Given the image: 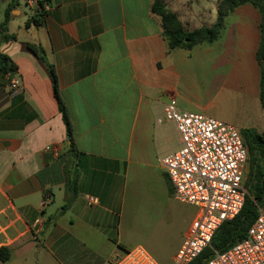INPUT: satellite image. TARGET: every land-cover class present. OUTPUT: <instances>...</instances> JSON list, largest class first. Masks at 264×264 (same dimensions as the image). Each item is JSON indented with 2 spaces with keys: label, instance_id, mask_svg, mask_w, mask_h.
Wrapping results in <instances>:
<instances>
[{
  "label": "crops",
  "instance_id": "crops-1",
  "mask_svg": "<svg viewBox=\"0 0 264 264\" xmlns=\"http://www.w3.org/2000/svg\"><path fill=\"white\" fill-rule=\"evenodd\" d=\"M152 1L47 0L35 24L38 4L0 0V24L10 8L0 52L16 66L0 84V247L9 250L1 264H27L32 256L35 264H108L122 254L120 218L143 180L158 183L161 171L172 193L160 158L180 138L164 118L165 104H194L196 111H186L213 117L196 76L240 98L248 107L244 119L259 111L257 8L236 7L210 42L169 49ZM164 3L189 30L215 21H193L192 0ZM29 46L42 49L44 59ZM11 78L20 91L10 90Z\"/></svg>",
  "mask_w": 264,
  "mask_h": 264
},
{
  "label": "built area",
  "instance_id": "built-area-1",
  "mask_svg": "<svg viewBox=\"0 0 264 264\" xmlns=\"http://www.w3.org/2000/svg\"><path fill=\"white\" fill-rule=\"evenodd\" d=\"M8 86L13 92L21 90L13 78ZM164 118L175 124L180 138V146L160 158L172 196L197 207L173 256L174 264H187L210 245L221 223L241 210L247 194L243 173L248 151L241 133L229 122L180 110L171 101L165 104ZM86 199L88 204L97 202L93 196ZM108 264L159 263L145 248L135 246L113 256ZM206 264H264V208H259L243 239L222 251L214 250Z\"/></svg>",
  "mask_w": 264,
  "mask_h": 264
},
{
  "label": "trees",
  "instance_id": "trees-1",
  "mask_svg": "<svg viewBox=\"0 0 264 264\" xmlns=\"http://www.w3.org/2000/svg\"><path fill=\"white\" fill-rule=\"evenodd\" d=\"M18 0H12L16 2ZM47 0H39L38 7L42 10L33 16V22L38 24L44 16V5ZM251 4L260 14L258 28L260 32L259 45L256 50V61L259 65V99L264 110V0H218L217 16L213 23L201 25L193 30H189L179 20L178 15L167 8L164 0H153L151 12L160 18L161 34L166 39L169 49L191 48L200 42H210L219 37L227 16L238 6ZM10 8L5 11L4 21L0 24V29L4 30V25L9 18ZM6 37V36H5ZM35 53L43 57L42 49L29 46ZM16 70L15 64L4 53L0 52V84L7 81L5 75L9 76ZM49 72L53 83V94L57 101L59 112L65 123L66 133L73 147L72 127L64 103L58 94L56 76L52 65H49ZM244 144L248 150V177L244 182L247 194L241 210L230 220H225L215 231L210 245L187 264H206L214 250L222 251L232 244L240 241L246 235L247 229L255 219L259 208H264V134L255 132L252 128H246L242 135ZM66 206V205H65ZM64 206V207H65ZM9 259V250L5 246L0 247V261Z\"/></svg>",
  "mask_w": 264,
  "mask_h": 264
},
{
  "label": "rangeland",
  "instance_id": "rangeland-1",
  "mask_svg": "<svg viewBox=\"0 0 264 264\" xmlns=\"http://www.w3.org/2000/svg\"><path fill=\"white\" fill-rule=\"evenodd\" d=\"M192 2L193 7H195L194 10L197 12L193 21L200 20L202 23H209L215 20L218 0H192ZM203 6L205 12L199 13ZM255 16V23L258 24L260 18L256 13ZM196 78L202 101L204 103L212 101L210 107L205 111L206 114L237 126L236 128L241 135L246 132V128H238L239 121L242 119L247 123L248 128L251 127L255 132L264 134V112L261 105H259L258 112L256 110L250 111L253 114L244 119L242 116L245 115L248 107L243 105L240 98L226 96L217 90L214 85L209 83L211 80L209 77L196 76ZM181 107L185 110L196 111L194 104L182 102ZM248 170L247 161L243 173V184L248 177ZM196 211V206L180 203L173 198L165 177L160 171L158 183L154 180H143L141 187L136 191V195L128 200L125 213L119 222L120 235L126 242L124 249L129 250L134 246L141 245L159 261V264H174L172 256L183 239L184 231ZM34 260L35 256L30 257V262L27 264H35ZM4 264L16 263L12 259Z\"/></svg>",
  "mask_w": 264,
  "mask_h": 264
}]
</instances>
